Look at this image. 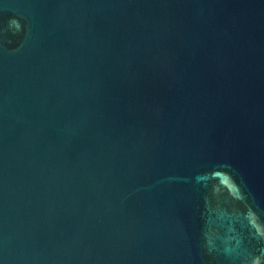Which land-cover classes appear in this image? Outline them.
Listing matches in <instances>:
<instances>
[{
  "label": "water",
  "instance_id": "95a60500",
  "mask_svg": "<svg viewBox=\"0 0 264 264\" xmlns=\"http://www.w3.org/2000/svg\"><path fill=\"white\" fill-rule=\"evenodd\" d=\"M0 264H264V0H0Z\"/></svg>",
  "mask_w": 264,
  "mask_h": 264
}]
</instances>
